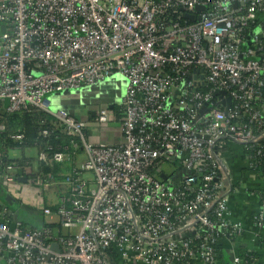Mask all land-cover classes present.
Wrapping results in <instances>:
<instances>
[{
  "label": "built area",
  "instance_id": "obj_1",
  "mask_svg": "<svg viewBox=\"0 0 264 264\" xmlns=\"http://www.w3.org/2000/svg\"><path fill=\"white\" fill-rule=\"evenodd\" d=\"M263 22L264 0H0V122L37 109L51 118L43 138L73 139L36 150L35 166L4 162L14 149L0 139V186L41 222L0 202V264H218L243 232L230 144L264 170ZM111 77L126 82L117 141L52 108V95ZM260 203L257 229L264 193Z\"/></svg>",
  "mask_w": 264,
  "mask_h": 264
},
{
  "label": "crops",
  "instance_id": "obj_2",
  "mask_svg": "<svg viewBox=\"0 0 264 264\" xmlns=\"http://www.w3.org/2000/svg\"><path fill=\"white\" fill-rule=\"evenodd\" d=\"M125 87L126 82L124 79L111 77L95 86L77 91L54 94L49 99L54 110H65L72 116L88 122L89 128L91 129L90 135L93 138L96 137V141H103L104 139L117 141L121 137V129L120 123H118L115 116L114 120L104 126L103 129H100L94 120L100 112L104 110L110 111L115 107H120L119 104L125 95ZM101 131L104 132L102 134L103 137L98 135V132ZM95 133L97 134L95 135ZM34 150L31 148L21 151V155L14 159H21L24 156L32 159L31 163L35 166ZM17 151L13 150V154L20 153ZM226 157L229 160L234 181L237 184V189L229 200L231 219L243 224V232L235 240L230 241L225 239L222 242L220 246L222 255L218 264H232V254H235V252L238 255H244V257L247 255L254 256L255 259L252 260L251 264H264V225L261 229H257L253 221L256 212L261 208L260 196L264 193V174L253 173L246 169L247 161L245 160L244 152L237 145L230 144L229 153ZM81 161L82 159H79V162ZM62 170V168L61 170L57 168V173H61ZM2 194L4 195V190L0 186V202L3 203L1 200ZM59 194L56 196L53 194L56 199L52 198L53 195L46 196V202L49 208L56 206ZM13 210L29 226H38L41 223L29 211L22 210L23 213H21V210L18 208L17 210L13 208ZM241 259V264H247L243 258Z\"/></svg>",
  "mask_w": 264,
  "mask_h": 264
},
{
  "label": "trees",
  "instance_id": "obj_3",
  "mask_svg": "<svg viewBox=\"0 0 264 264\" xmlns=\"http://www.w3.org/2000/svg\"><path fill=\"white\" fill-rule=\"evenodd\" d=\"M263 96H264V90H263ZM113 112L114 116L117 118V121H120L124 118L123 113L124 110L122 107H115L113 110H110ZM51 118L45 114L44 112H41L37 109H30L29 111L22 112V113H17L11 116L6 117L3 122L6 126V132L0 135V139L5 142L3 145L4 148L8 149H14V150H20V151H25L27 149H35L37 151H43L47 148L48 144H52L54 146H62L67 143H70V141H73L72 138H62L59 137V140H55V135L50 138V139H45L43 138L40 134L41 131L44 129H49L51 130L49 126ZM21 130L23 132L25 139L22 143H15L10 140H7V134L10 133H15L16 131ZM4 162L8 164H18L21 166H29L30 163L32 162V159H28L23 156L21 159H12V158H5ZM39 169L46 173H56L57 172V167L54 169H51L46 166H41L39 165ZM264 173V170H263ZM1 200L3 203L8 207L9 210H13V207L9 206L8 203L4 201V195H1ZM53 211L57 210V206L51 207ZM14 211V210H13ZM112 255V259H116L117 255L114 253H110ZM247 264H251L252 260L255 259L254 256L247 255L244 257V255L241 256L239 255Z\"/></svg>",
  "mask_w": 264,
  "mask_h": 264
},
{
  "label": "rangeland",
  "instance_id": "obj_4",
  "mask_svg": "<svg viewBox=\"0 0 264 264\" xmlns=\"http://www.w3.org/2000/svg\"><path fill=\"white\" fill-rule=\"evenodd\" d=\"M17 152H20V153H17V154L15 155V154H13V151L10 152V154H9L10 158L14 159V158L20 156L21 153H22L20 150H18ZM33 155H34V159H36V158H37V151H36V150H34ZM61 191H62V188H53L52 190H50L49 192H47V195L49 196V195H53V194H55V196H56V195H58V193H60ZM55 196L53 195L52 198L56 199ZM46 201H47V200H46ZM53 202H55V200H53ZM20 212L23 213L22 210H21ZM29 213H30V212H29ZM52 215L55 216V214H52ZM53 221H57L56 217H54L53 219L50 218V217H45V222H46V223H51V222H53ZM78 231H79L78 229L72 230V234H73V235H76V234H78ZM64 233H65V231H64Z\"/></svg>",
  "mask_w": 264,
  "mask_h": 264
},
{
  "label": "water",
  "instance_id": "obj_5",
  "mask_svg": "<svg viewBox=\"0 0 264 264\" xmlns=\"http://www.w3.org/2000/svg\"><path fill=\"white\" fill-rule=\"evenodd\" d=\"M189 18L192 19L191 17H189ZM2 30H4V29H2ZM4 201H5L6 203H8L9 206L15 208V210H17V208L19 209V206H18V204L16 203V201H14V200H13L8 194H6L5 192H4ZM54 249L57 250L56 247H54Z\"/></svg>",
  "mask_w": 264,
  "mask_h": 264
}]
</instances>
